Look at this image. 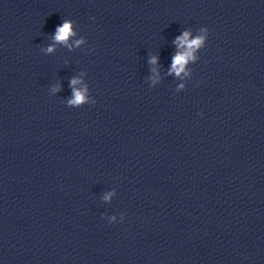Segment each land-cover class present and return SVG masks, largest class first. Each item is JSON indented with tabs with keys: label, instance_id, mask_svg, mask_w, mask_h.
Wrapping results in <instances>:
<instances>
[{
	"label": "water",
	"instance_id": "water-1",
	"mask_svg": "<svg viewBox=\"0 0 264 264\" xmlns=\"http://www.w3.org/2000/svg\"><path fill=\"white\" fill-rule=\"evenodd\" d=\"M0 264H264V0H0Z\"/></svg>",
	"mask_w": 264,
	"mask_h": 264
},
{
	"label": "clouds",
	"instance_id": "clouds-1",
	"mask_svg": "<svg viewBox=\"0 0 264 264\" xmlns=\"http://www.w3.org/2000/svg\"><path fill=\"white\" fill-rule=\"evenodd\" d=\"M204 33L203 35H197L195 38L190 39V32L184 31L180 36H178L175 40L177 47L179 49H184L183 51H178L177 54L173 57L172 60V68L171 71L175 72L177 76H179L185 70V65L189 61H195L196 57L194 53L205 46V42L208 39V28L204 27L201 29ZM75 33L72 30V24L70 21H64L61 25L56 28L54 34V41L57 43H67L71 36H74ZM82 41H77V44H80ZM48 52L53 51V47L50 46ZM151 63H156V58H152ZM80 83L78 79H72L71 86L73 87V98L68 101L70 105H81L87 101V87L83 89L75 88V85ZM183 87V85H181ZM58 89L54 88L53 91H57ZM112 193L105 195L104 199L109 200ZM116 217L112 216L111 221H115ZM124 217H121V221H123ZM110 221V223H111Z\"/></svg>",
	"mask_w": 264,
	"mask_h": 264
}]
</instances>
